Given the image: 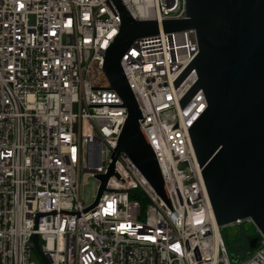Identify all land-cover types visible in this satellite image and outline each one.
Returning <instances> with one entry per match:
<instances>
[{
	"label": "built area",
	"instance_id": "obj_1",
	"mask_svg": "<svg viewBox=\"0 0 264 264\" xmlns=\"http://www.w3.org/2000/svg\"><path fill=\"white\" fill-rule=\"evenodd\" d=\"M119 1L134 21L158 24L120 67L164 196L119 154L85 212L128 116L104 72L121 28L114 0H0V264H36L35 235L48 264H230L189 134L206 100L199 91L181 106L194 70L175 85L198 55L196 34L162 29L187 18L186 2ZM85 176L97 183L89 205ZM255 237L245 264H264Z\"/></svg>",
	"mask_w": 264,
	"mask_h": 264
},
{
	"label": "water",
	"instance_id": "obj_2",
	"mask_svg": "<svg viewBox=\"0 0 264 264\" xmlns=\"http://www.w3.org/2000/svg\"><path fill=\"white\" fill-rule=\"evenodd\" d=\"M186 19L165 21L164 32L194 30L198 55L175 83L192 70L197 81L181 106L199 91L206 109L189 130L197 162L209 197L216 225L224 227L250 219L264 237V0H185ZM114 3L121 28L105 53L104 72L110 89L128 116L112 163L101 182L93 209L107 180L115 175L114 163L123 154L154 190L164 196L158 166L138 120L134 96L120 67V60L138 38L156 35L154 21H134L119 0ZM259 238H247L250 251ZM34 250L43 264L38 237ZM233 261H236L232 257Z\"/></svg>",
	"mask_w": 264,
	"mask_h": 264
},
{
	"label": "rangeland",
	"instance_id": "obj_3",
	"mask_svg": "<svg viewBox=\"0 0 264 264\" xmlns=\"http://www.w3.org/2000/svg\"><path fill=\"white\" fill-rule=\"evenodd\" d=\"M80 195L86 205L93 203L97 195V183L94 178L83 177L80 186ZM218 232L226 249L230 264H245L250 258L247 238L255 236L256 228L252 222H244L242 225H227L219 227ZM232 257L236 261L232 260ZM31 260L36 264H41L40 258L33 254Z\"/></svg>",
	"mask_w": 264,
	"mask_h": 264
},
{
	"label": "trees",
	"instance_id": "obj_4",
	"mask_svg": "<svg viewBox=\"0 0 264 264\" xmlns=\"http://www.w3.org/2000/svg\"><path fill=\"white\" fill-rule=\"evenodd\" d=\"M131 199H133V197H131ZM140 202H141V204H142V206H144V204H145V199H140Z\"/></svg>",
	"mask_w": 264,
	"mask_h": 264
}]
</instances>
